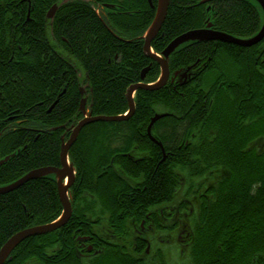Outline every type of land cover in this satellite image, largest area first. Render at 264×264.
Segmentation results:
<instances>
[{
    "label": "trees",
    "instance_id": "obj_1",
    "mask_svg": "<svg viewBox=\"0 0 264 264\" xmlns=\"http://www.w3.org/2000/svg\"><path fill=\"white\" fill-rule=\"evenodd\" d=\"M54 3V16L47 18ZM132 6L138 11L104 17L86 0H0V158L13 153L0 165V185L31 169L60 165L61 135L66 139L67 128L82 117L80 87L93 115H116L127 110L130 84L158 77L159 65L143 51L141 37L154 9L145 0ZM261 19L254 0H169L151 48L160 53L175 36L208 22L249 36ZM256 46L183 44L170 53L168 65L171 73L192 65L186 78L137 89L128 119L84 125L68 150L75 169L71 189L102 211L82 209L76 220L94 214L110 223V233L121 235L116 193L128 190L135 174H144L141 202L168 200L184 183L180 169L183 178L209 181L185 188L193 200L189 264H264V51ZM155 113H165L151 126L163 161L147 134ZM137 151L149 157L134 161ZM139 193L126 194L122 202L133 203ZM61 210L53 174L0 193V246ZM68 223L25 238L4 264L43 260L51 242L64 251L76 228Z\"/></svg>",
    "mask_w": 264,
    "mask_h": 264
},
{
    "label": "flooded vegetation",
    "instance_id": "obj_2",
    "mask_svg": "<svg viewBox=\"0 0 264 264\" xmlns=\"http://www.w3.org/2000/svg\"><path fill=\"white\" fill-rule=\"evenodd\" d=\"M86 1H89L95 8L96 12L104 17H107L110 14L119 15L124 12L133 13L134 11H138L135 6H132L134 4V0ZM145 2L151 9H154L155 13L157 0H155V2L152 0H145ZM260 25L261 22L259 23L256 31L259 29ZM253 45H257L256 48L260 52H263L264 37L255 44L243 47H251ZM83 94L86 95L87 98V92L85 91ZM88 106L89 103L86 100L85 108L88 109ZM79 111L81 112V110ZM67 131L70 132V130ZM156 143L161 148L162 153V158L159 161H163L165 159L164 149L161 147V144H159L160 142L158 143V141H156ZM145 153L144 151H137L135 154L136 160L134 159V161H139L149 157L148 154ZM141 176L142 174H139L138 176L135 174L131 180V187L124 192L118 191L116 193V198L121 206L120 214H122L120 217V220L122 221L120 231H123V233L118 236L110 233V223L104 219L99 220L97 215H88L86 216V219L76 220L80 218V214L77 212L82 211V209H84V212L87 213L89 211H102V208L99 204L92 205V203H90L88 205L87 202L82 199L84 193L76 197L77 194H75L71 189L73 181L67 191L71 204V214L68 220L63 224L65 225L71 221L68 223L69 226L76 227L71 233V245H68L64 251L58 250L57 242L52 243L51 241L53 239L51 237L46 239L44 238V245L47 243V239L51 242L49 246H45V259H28L24 261L23 264H125L127 261L129 264H168L167 259L165 258L164 247L162 245L170 251L172 256L182 254L183 250L188 248L187 242L189 240L188 235L190 233L189 213L191 212L190 207L193 204V200L185 196L184 189L177 190L168 200L143 203L140 198L142 195L141 193L146 191V186L145 184L143 186H139V184L144 183L145 179L144 174L142 179ZM138 192L140 193L134 199L133 203L122 202V197L126 194H137ZM184 201H186V204H184ZM103 216H106V213L103 214L102 217ZM86 224L90 227V232H85L83 230ZM115 224V222L111 223V225ZM63 225L58 228H61ZM58 228L41 234L43 235L55 231ZM10 253L4 260L3 264L6 260L11 259Z\"/></svg>",
    "mask_w": 264,
    "mask_h": 264
},
{
    "label": "water",
    "instance_id": "obj_3",
    "mask_svg": "<svg viewBox=\"0 0 264 264\" xmlns=\"http://www.w3.org/2000/svg\"><path fill=\"white\" fill-rule=\"evenodd\" d=\"M205 1L207 0H200V2H205ZM254 1H256V3L261 9V18H262L261 25L255 33L249 36H235L230 33H226L224 31L213 29L211 27V22H208L203 27L189 29L175 36L165 45V47L161 50L160 53H157L152 50L151 41L158 33L161 24L166 16L169 5V0H157L154 16L151 22L149 23V25L146 27L141 37L143 39V51L148 57L156 61L159 65L158 77L152 83H146L143 80H141L139 82L130 84L126 91V100L128 105L127 110L126 112L121 114L93 115L89 109L85 108L86 96H82L79 103V110H81L82 117L75 124L67 128V130H70L67 139H64V135H61V145H60V153H59L60 165L37 167L25 172L23 175H21L20 177H18L17 179L11 182L0 185V193H5L18 187L19 185H21L22 183H24L29 179L39 178L42 176L53 174L56 181L58 196L62 205V210L60 214L52 221L29 226L19 231H16L12 235H10L0 246V264H3L4 260L8 257L10 251L24 238L31 235L45 233L55 228H58L68 220L71 214V204L67 195V191L75 178L74 166L72 162L68 160V150L69 147L76 140L77 135L81 130V128L90 122L99 121V120L118 121V120L128 119L134 112L135 104L133 97H134V92L137 89L144 88V89L154 90L166 84L169 77L171 80H173V77L175 76H178L179 78H186L192 65L187 66L185 69H177L172 73L170 72L168 65V57L170 53L183 44L193 41L219 40V41L238 44L242 46H250L260 41L264 37V0H254ZM55 9H56V4H53L48 9L46 13V17L51 18L55 12ZM148 68L149 66H146L145 68L142 69L141 79L144 78ZM80 92L82 94L85 92L84 87H80ZM164 115L165 113H155L151 117L150 122L147 126V133L149 134L150 138L153 141H155V139L151 135V126L157 119H159ZM10 155H6L0 158V165L4 163L9 158Z\"/></svg>",
    "mask_w": 264,
    "mask_h": 264
},
{
    "label": "rangeland",
    "instance_id": "obj_4",
    "mask_svg": "<svg viewBox=\"0 0 264 264\" xmlns=\"http://www.w3.org/2000/svg\"><path fill=\"white\" fill-rule=\"evenodd\" d=\"M178 172L181 174L182 179L184 181V183L182 184V186L180 187L179 190H184L188 184L193 185L192 189H194V187L199 184V183H203L202 186H204L205 184L209 183V181H204L203 178H192L190 180H188L186 177H184V172H182V170H178ZM213 180L210 181V183H212ZM164 252H165V258L167 259L168 264H189V256H188V250L187 248H185L182 252V254L179 255H175L172 256V254L170 253V251L164 246Z\"/></svg>",
    "mask_w": 264,
    "mask_h": 264
},
{
    "label": "bare ground",
    "instance_id": "obj_5",
    "mask_svg": "<svg viewBox=\"0 0 264 264\" xmlns=\"http://www.w3.org/2000/svg\"><path fill=\"white\" fill-rule=\"evenodd\" d=\"M131 12V11H130ZM139 20V19H138ZM5 24V23H4ZM109 30V29H108ZM13 32V31H12ZM142 47V46H141ZM245 75V74H244ZM2 83V82H1ZM175 87V86H174ZM203 88V87H202ZM139 90V89H138ZM177 120V118H176ZM153 126V125H152ZM128 156V155H127ZM116 158V157H115ZM99 159V158H98ZM103 162V161H102ZM108 162V161H107ZM180 167V166H179ZM84 175V174H83ZM167 192V191H166Z\"/></svg>",
    "mask_w": 264,
    "mask_h": 264
}]
</instances>
